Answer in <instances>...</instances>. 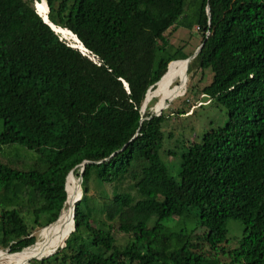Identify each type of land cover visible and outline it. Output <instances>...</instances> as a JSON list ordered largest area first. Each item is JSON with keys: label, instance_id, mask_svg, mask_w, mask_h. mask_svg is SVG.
Wrapping results in <instances>:
<instances>
[{"label": "trees", "instance_id": "trees-1", "mask_svg": "<svg viewBox=\"0 0 264 264\" xmlns=\"http://www.w3.org/2000/svg\"><path fill=\"white\" fill-rule=\"evenodd\" d=\"M39 1L0 0V249L36 244L71 170L73 229L28 264H264V0H44L87 55ZM176 26L202 42L182 66L209 74L192 96L225 111L177 154L161 146L167 109L140 110L191 54L169 44ZM189 209L194 227L164 224Z\"/></svg>", "mask_w": 264, "mask_h": 264}, {"label": "rangeland", "instance_id": "rangeland-1", "mask_svg": "<svg viewBox=\"0 0 264 264\" xmlns=\"http://www.w3.org/2000/svg\"><path fill=\"white\" fill-rule=\"evenodd\" d=\"M34 5L36 6L38 12H46L43 1L41 3L33 2L32 6ZM67 36L70 37V39H73L70 35ZM67 36H60V38H62L67 43H70V39ZM199 39L200 35L195 30V27L187 30L181 26H176L174 29H171L169 44L172 48L179 46L180 51L183 54L187 55L189 53L192 54L195 51V49L200 44ZM93 59L95 60V58ZM179 63V66L172 68L169 72L174 75L171 80L166 81L162 84L158 82L153 88H150L148 90L147 94H150V96L148 97L145 103V107L143 108V112H145L147 107V111L151 113H153V108L156 109V107H163V110L165 108L167 109L165 110V113L167 112L166 117L168 118L165 121L169 125H164L166 122H163L162 131L169 132L170 130V136L167 138V134L164 132V138L161 146L164 148H169L170 150L175 147L174 150H176V154L181 151L177 150L176 148V146H178L181 142L187 145L192 140L197 141L202 133L220 126L225 120V111L222 107L216 105L213 101H206V99H204L205 97L202 94H198L197 97L192 96L196 90V84L198 86H201L208 81L209 74L207 70L190 71L187 75L186 71L188 62L179 60ZM185 64H187V66L182 69V66ZM181 109H183V111H186L181 115L179 113L175 115V111H179ZM163 125L165 127V130H163ZM13 146L19 147L17 145ZM168 157V163H171L173 165L175 163V158L171 156ZM73 186L75 188V193H79L78 181L74 179L72 175H70L67 179V192L68 189L71 188L69 189V193L71 194V196H74ZM194 212L195 211L193 209H189L188 214H186L185 216L175 219H168L164 222V224L170 226L171 228H192L196 225ZM61 221L62 217L60 218L59 223H61ZM51 225L52 224L41 230L33 231V233L37 234V242L35 241L36 243L46 239L53 233V227ZM226 228L228 236H237L241 232V225L234 220H228L226 223ZM61 240H58L56 242L52 241L51 243L53 244L47 243L49 245L44 243L37 244L35 247L28 249L27 252L28 254H30V256L29 258H27V260L29 259L27 262L26 257L22 260L15 261L17 255H7V253L4 252L5 249H1L3 252L0 251V264H28L32 259L38 260V258L45 256L51 251H54L57 246L63 243V241ZM37 250V253L31 255Z\"/></svg>", "mask_w": 264, "mask_h": 264}, {"label": "bare ground", "instance_id": "bare-ground-1", "mask_svg": "<svg viewBox=\"0 0 264 264\" xmlns=\"http://www.w3.org/2000/svg\"><path fill=\"white\" fill-rule=\"evenodd\" d=\"M43 0H40L39 2H35V3H41ZM34 8H35V10H36V12L40 15V16H43V14H45V13H42V12H38L37 11V9H36V6L34 5ZM46 11V10H45ZM52 28H54V31H55V29H56V26H52V25H50ZM59 33H61V34H63V35H65V36H67V35H70L73 39H70V37H68L70 40H72L73 42H74V44H71L72 46H75L76 48H78V49H80V51H82L83 53H85L86 52V50L84 49V48H82L81 47V45H80V43H79V41L76 39V37L72 34V33H70L67 29H64V28H57L56 29ZM56 32V31H55ZM174 77V75L172 74V73H168V74H166L162 79H161V81H160V83L162 84V83H164V82H166V81H169V80H171L172 78ZM148 93V92H147ZM150 96V94H147L146 95V99H145V103H146V101H147V99H148V97ZM157 109H163V107H159V108H157L156 107V109L155 110H157ZM71 175V174H70ZM68 176H69V174H68ZM68 176H67V178H68ZM73 177V176H72ZM67 178H66V183H65V190H66V192H67ZM71 178V177H70ZM69 189H71V188H69ZM69 189H68V192H67V197H66V201L67 202H65L66 203V205H64L65 206V208H63L64 209V212H63V214H62V221H61V223H59V218H58V220H57V222H56V224H55V226L53 227V233L49 236V237H47L46 239H44V240H42V241H40V242H38V243H36L35 245H33V246H31V247H29V248H26V249H24V250H22V251H19V252H16V253H20V252H24V253H22V254H18L17 256H16V258H15V261H19V260H22L23 258H25L26 257V260H27V258H29V256H30V254H28V252L26 251L27 249H30V248H33V247H35L37 244H47V243H51L52 241H58V240H61L66 234H67V232L69 231V229L71 228V226H72V224H71V206L73 205V203H74V201H75V199H76V195H77V193H75V188H74V186H73V193H74V196H71V194L69 193ZM62 209V210H63ZM61 210V211H62ZM68 235V234H67ZM66 238V237H65ZM64 238V239H65ZM51 244H53V243H51ZM47 245H49V244H47ZM42 249V248H41ZM39 250V249H38ZM38 250L36 251V252H34L33 254H31V255H34L35 253H37L38 252ZM0 251H2V250H0ZM42 251V250H41ZM3 252V251H2ZM7 253V252H6ZM16 253H12V254H16ZM8 254V253H7Z\"/></svg>", "mask_w": 264, "mask_h": 264}, {"label": "water", "instance_id": "water-1", "mask_svg": "<svg viewBox=\"0 0 264 264\" xmlns=\"http://www.w3.org/2000/svg\"><path fill=\"white\" fill-rule=\"evenodd\" d=\"M43 2H44V0H43ZM44 5H45V2H44ZM45 8H46V11H47V7H46V5H45ZM206 13H207V15H208V9H207V7H206ZM39 15V14H38ZM40 16V15H39ZM41 17V19H42V21L43 22H45V23H47L48 25H49V27L54 31V28H52L50 25H52L51 23H48L47 22V18H46V14H43V16H40ZM53 26V25H52ZM55 32V31H54ZM81 45V44H80ZM201 45H202V42L198 45V47L195 49V51L192 53V54H190V55H188L187 57H185L184 59H177V60H184V61H187V62H189L194 56H195V54L197 53V51L200 49V47H201ZM81 47L83 48V46L81 45ZM177 60H172V61H177ZM172 61H169L168 63H167V65H166V68H167V66H168V64L170 63V62H172ZM166 70V69H165ZM164 74V73H163ZM162 74V75H163ZM161 75V76H162ZM161 76L159 77V79L161 78ZM158 79V80H159ZM157 80V81H158ZM157 81L154 83V84H156L157 83ZM151 87V86H150ZM150 87L145 91V94H146V92L150 89ZM145 94H144V98H143V101H142V103H141V106H140V110H141V112H143V108L145 107ZM167 103V102H166ZM160 111H161V109H157V110H154L153 111V115H158L159 113H160ZM88 161H82L81 162V166H80V171L79 172H81L82 171V168H83V165L85 164V163H87ZM68 174H73L72 173V171L70 170L67 174H66V176H65V179H64V190H65V183H66V178H67V176H68ZM75 179L78 181V184H79V180H80V177L79 176H77V177H75ZM80 187V186H79ZM66 192V191H65ZM80 195H81V190H80V194H79V196L77 197V199L75 200V201H77L79 198H80ZM65 200H66V196H65ZM74 201V202H75ZM73 205H74V203H73ZM71 206V224H72V226H71V230L73 229V209H74V206ZM61 212V211H60ZM58 213V215H57V217L55 218V220L54 221H52L51 223H49L48 225H46L45 227H47V226H49L50 224H52V223H54L55 221H57L58 220V218H59V216H60V214L61 213ZM45 227H43V228H45ZM43 228H41V229H43ZM40 229V230H41ZM70 230V231H71ZM70 231H68V233L70 232ZM34 243H36V242H34ZM33 243V244H34ZM33 244H31V245H33ZM30 245V246H31ZM62 244H60L59 246H61ZM27 247H29V246H27ZM27 247H25V248H27ZM58 247V246H57ZM56 247V248H57ZM56 248L54 249V248H52V249H54V251L56 250ZM24 249V248H23ZM1 250V249H0ZM22 249H20L19 251H21ZM19 251H17V252H19ZM54 251H51L50 253H48V254H46L45 256H48V255H50V254H52ZM4 252H7V249H5V251ZM8 254H12V253H16V252H12V253H10V252H7ZM39 259V258H38ZM29 260V259H28ZM28 260H26V262L28 261Z\"/></svg>", "mask_w": 264, "mask_h": 264}, {"label": "clouds", "instance_id": "clouds-1", "mask_svg": "<svg viewBox=\"0 0 264 264\" xmlns=\"http://www.w3.org/2000/svg\"><path fill=\"white\" fill-rule=\"evenodd\" d=\"M33 8H34V6H33ZM34 10H35V8H34ZM36 12V11H35ZM37 13V12H36ZM38 14V13H37ZM60 36V35H59ZM80 43V42H79ZM69 45H71L70 43H69ZM72 46V45H71ZM73 47H75V46H73ZM78 49V48H77ZM79 51H80V49H78ZM82 54H86L87 55V53H83L82 51H80ZM87 52V51H86Z\"/></svg>", "mask_w": 264, "mask_h": 264}]
</instances>
